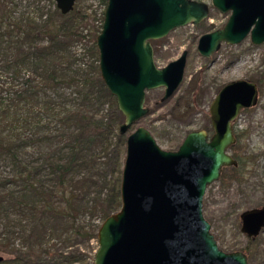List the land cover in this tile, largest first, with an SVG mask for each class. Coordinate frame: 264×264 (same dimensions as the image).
<instances>
[{
	"label": "water",
	"instance_id": "obj_1",
	"mask_svg": "<svg viewBox=\"0 0 264 264\" xmlns=\"http://www.w3.org/2000/svg\"><path fill=\"white\" fill-rule=\"evenodd\" d=\"M76 1L55 0L63 15ZM107 1L96 41L99 69L125 119L120 134L128 136L122 206L100 226L94 264H249L245 253L219 247L204 216V198L224 168L238 165L229 153L237 142L232 122L241 110L257 105V84L236 80L225 85L210 107L213 135L192 131L176 151L163 150L144 127L130 132L150 113L147 92L164 88L167 101L185 79L188 51L160 68L151 42L203 23L210 7L197 0ZM211 5L231 15L222 29L200 37L197 50L203 58L249 35L254 45L264 44V0H211ZM241 220L242 232L257 237L264 228V207L245 211Z\"/></svg>",
	"mask_w": 264,
	"mask_h": 264
},
{
	"label": "trees",
	"instance_id": "obj_2",
	"mask_svg": "<svg viewBox=\"0 0 264 264\" xmlns=\"http://www.w3.org/2000/svg\"><path fill=\"white\" fill-rule=\"evenodd\" d=\"M101 4L100 16H87L76 8L63 15L56 8L62 21L44 12L39 21H18L9 14L0 21V54L4 57L1 69L17 77L24 72L27 77L22 80L23 93L8 105L4 115L14 102L31 101L25 100L26 96L37 99L32 110L40 111H34L37 117L33 121L28 118L23 122L25 128L35 127L30 137L18 142L7 136L0 138V159L7 158L15 166L12 177L8 175L0 182V252L14 246L19 235L24 240L22 247L13 248L16 257L10 264H94L97 248L89 257L80 246L95 241L98 247L101 224L122 206L126 138L119 131L124 116L100 74L96 41L107 0H101ZM93 22L99 25H91ZM85 38L89 39V47L84 56L90 61L86 65L73 50L74 44ZM104 106L109 110L99 116ZM47 120L58 130L52 133L45 127ZM38 146L51 147L42 155L43 162L26 163L22 159L24 149ZM102 158L109 161L102 162ZM113 162L116 168L108 170ZM102 168L108 193L104 200L99 196L89 199L92 178L100 175ZM9 185L23 188L10 191ZM11 215L19 218L11 219ZM84 215L87 221L81 220ZM50 230L53 236L47 238Z\"/></svg>",
	"mask_w": 264,
	"mask_h": 264
},
{
	"label": "rangeland",
	"instance_id": "obj_3",
	"mask_svg": "<svg viewBox=\"0 0 264 264\" xmlns=\"http://www.w3.org/2000/svg\"><path fill=\"white\" fill-rule=\"evenodd\" d=\"M199 1L211 4V0ZM56 8L55 0H0V15L3 11H8L9 16L18 21L32 18L39 21L43 12L55 15L56 19L62 21L55 13ZM75 8L92 17L100 16L103 10L101 0H78ZM229 16L230 13L222 14L212 8L209 19L203 23L175 29L167 37L152 41L155 62L160 68L176 61L183 52L188 51L185 79L176 94L167 101H163L164 88L147 92L146 105L150 113L132 130L144 127L151 132L163 150L175 151L189 132L211 128L209 113L211 103L227 83L246 80L258 84V104L251 109L244 110L237 118L235 129L241 138L229 150L234 158L238 161L242 158L244 163H241L238 169L224 168L220 179L208 187L204 198V216L210 223L211 232L223 251L227 253L241 251L248 255L249 264H264V228L253 240L242 232L241 220V215L245 211L264 207V44L253 45L250 38L245 39L239 45L223 44L221 49L208 59L203 58L197 50L200 37L223 28ZM92 24L99 25V22ZM89 27L83 34H87ZM88 45L89 39L85 38L76 42L73 48L74 52L79 53L77 57L83 58L84 65L90 62L89 58L84 56ZM2 58L4 57L0 54V138L7 136L18 142L23 140V137L35 133L34 125L25 128L23 122L28 118L33 121L37 117L34 111L38 114L40 111L39 108L32 110L37 99H30L26 96L25 100L31 101L14 102L15 105L9 109L11 114L8 112V115H4L8 105L13 104L15 100L18 101V94L23 93L25 85L22 84V80L27 77H24V72L20 77L15 76L13 72L4 73L1 69ZM22 97L24 98V95ZM108 110L107 106L100 108L99 116H103ZM20 118H23V121H18ZM48 119H51V116ZM47 122L45 127L50 128L52 133L58 130L55 124L50 125L49 120ZM50 148V146L49 148L38 146L34 149H24L22 159L26 163L35 165L42 163V155ZM125 157L126 151L124 161ZM101 160L107 162L108 159L102 158ZM110 166L108 170H114L115 162ZM14 169L12 162L2 157L0 159V182H3L4 177L8 175L10 177ZM104 172L105 168H102L100 175L92 178L94 185L88 190L89 199H95L98 196L101 200L105 199L108 190L101 177ZM22 188L23 186L9 185L10 191H19ZM10 218L18 219L19 217L11 215ZM81 220L87 221V215L82 216ZM97 223L100 224L101 220L98 219ZM52 232L53 230L48 232L47 238L53 236ZM23 243L24 240L19 235L14 240L15 247L10 245V249L5 253L0 252V256L5 260L15 259L16 253L12 250L22 247ZM96 248L98 247L95 241H92L90 245L85 243L80 246L82 252L89 257Z\"/></svg>",
	"mask_w": 264,
	"mask_h": 264
},
{
	"label": "flooded vegetation",
	"instance_id": "obj_4",
	"mask_svg": "<svg viewBox=\"0 0 264 264\" xmlns=\"http://www.w3.org/2000/svg\"><path fill=\"white\" fill-rule=\"evenodd\" d=\"M77 1H78V0H77ZM77 1H76V2H77ZM197 1H199V0H197ZM200 2H203V1H200ZM107 3H108V1H107ZM205 3H207V2H205ZM207 4L209 5V7H210V12H211V9H212L213 7H212L211 4H209V3H207ZM75 5H76V3H75ZM75 5H74V9H75ZM4 8L6 9V7H4ZM4 8H3V10H4ZM106 8H107V6H106ZM74 9H73V10H74ZM214 9H215V8H214ZM73 10H72L71 12H73ZM216 10H217V9H216ZM105 11H106V9H105ZM71 12H69V13H71ZM69 13H68V14H69ZM220 13H221V12H220ZM104 14H105V12H104ZM230 15H231V14H230ZM7 17H8V11H3V12L1 13V15H0V21H1V19H5V18H7ZM229 17H230V16H229ZM103 22H104V21H103ZM221 29H222V28H221ZM101 30H102V29H101ZM99 34H100V33H99ZM247 38H250V40H251L250 35H249ZM247 38H246V39H247ZM7 40H8V36H6V42H5V45H8ZM251 42H252V41H251ZM151 44H152V42H151ZM240 44H241V43H240ZM252 44H253V43H252ZM238 45H239V44H238ZM253 45H254V44H253ZM152 46H153V44H152ZM153 48H154V46H153ZM154 53H155V50H154ZM183 53H184V52H183ZM188 55H189V53H188ZM181 56H182V55H181ZM181 56H180V57H181ZM187 62H188V59H187ZM186 68H187V67H186ZM185 73H186V71H185ZM232 82H233V81H232ZM248 82H249V81H248ZM229 83H230V82H229ZM252 83H253V82H252ZM227 84H228V83H227ZM227 84H226V85H227ZM255 84H257V83H255ZM257 86H258V84H257ZM258 89H259V87H258ZM221 90H222V89H221ZM221 90H220V91H221ZM220 91H219V93H220ZM219 93H218V94H219ZM175 94H176V93H175ZM218 94H217V95H218ZM217 95H216V96H217ZM146 96H147V95H146ZM215 98H216V97H215ZM215 98H214V99H215ZM213 101H214V100H213ZM213 101H212V103H213ZM258 101H259V100H258ZM212 103H211V105H212ZM257 104H258V103H257ZM146 107H147V105H146ZM210 107H211V106H210ZM147 108H148V107H147ZM250 109H251V108H250ZM244 110H248V109H243V110H241L240 114H241ZM119 111H120V110H119ZM209 113H210V109H209ZM240 114H239V115H240ZM122 115H123V114H122ZM239 115L237 116V118L239 117ZM210 118H211V115H210ZM237 118L232 122V127H233V130H234V134H235V136H236V138H237V142H236V144H237L238 141H239V135L236 133V129H235V122H236ZM124 121H125V119H124ZM123 123H124V122H123ZM123 123H122V124H123ZM122 124H121V125H122ZM134 126H135V125H134ZM134 126H133V127H134ZM133 127L131 128L130 132H131V131H134V130H132ZM136 129H137V128H136ZM136 129H135V130H136ZM147 130H148V129H147ZM202 130H203V129H202ZM204 131H206V132L208 133L209 137H211V136L213 135L214 131H213V127H212V120H211V128L206 129V130H204ZM119 132H120V131H119ZM130 132H129V133H130ZM149 132H150V131H149ZM191 132H192V131H191ZM150 133H151V132H150ZM189 133H190V132H189ZM120 135H121V134H120ZM122 136H128V135H122ZM153 137H154V136H153ZM183 141H184V140H183ZM182 143H183V142H182ZM236 144H235V145H236ZM126 145H127V137H126ZM235 145H233V146H235ZM180 146H181V145H180ZM233 146H232V147H233ZM232 147H231V148H232ZM175 151H176V150H175ZM231 156H232V155H231ZM233 158H234V157H233ZM234 159H236V158H234ZM236 160H237V159H236ZM237 162H238V165H237L236 167H233V168H239V165H240V164H239V161L237 160ZM123 167H124V166H123ZM222 171H223V170H222ZM122 172H123V169H122ZM221 174H222V173H221ZM121 182H122V180H121ZM120 209H121V208H120ZM120 209H119V210H120ZM259 209H260V208H259ZM262 230H263V229H262ZM261 232H262V231H261ZM261 232H260V233H261ZM245 235H246V234H245ZM247 237H248V236H247ZM248 238H250V237H248ZM255 238H256V237H255ZM255 238H251V239L254 240ZM240 252H241V251H240ZM243 253H244V252H243ZM245 254H246V253H245ZM246 255H247V254H246ZM247 256H248V255H247ZM3 261H5L7 264H10V261H11V260H5V259L3 258ZM3 261H2V262H3ZM248 262H249V261H248ZM0 263H1V262H0Z\"/></svg>",
	"mask_w": 264,
	"mask_h": 264
}]
</instances>
